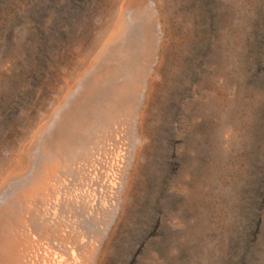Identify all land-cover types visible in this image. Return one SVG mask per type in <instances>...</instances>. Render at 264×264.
<instances>
[{"label":"rangeland","instance_id":"374dc122","mask_svg":"<svg viewBox=\"0 0 264 264\" xmlns=\"http://www.w3.org/2000/svg\"><path fill=\"white\" fill-rule=\"evenodd\" d=\"M118 150L95 264H264V0H0V205Z\"/></svg>","mask_w":264,"mask_h":264},{"label":"bare ground","instance_id":"6f19581e","mask_svg":"<svg viewBox=\"0 0 264 264\" xmlns=\"http://www.w3.org/2000/svg\"><path fill=\"white\" fill-rule=\"evenodd\" d=\"M81 110L82 109H80V111ZM76 118L77 117H75L74 119ZM115 120H117V118ZM113 122L114 121H112V123ZM117 124L115 123V125ZM118 129L119 128H117V130ZM107 132H110V131L107 130L106 133ZM62 133H64V131ZM91 133L92 132L90 131V134ZM94 136H95V133H94ZM110 138L112 139V137H109L106 139L110 140ZM92 140L93 138L91 139V141ZM99 141L101 142L103 141V139ZM83 145L84 144H82V146ZM103 147L105 148V146ZM85 148L86 147H84V150ZM91 148H92V145H91ZM68 151L70 150H67V152ZM72 154H73V150H72ZM100 155L101 154H99V156ZM122 157H123V154L121 150L116 151L113 163L110 161V163L107 164L109 168L106 167L107 170L104 173L98 174L97 171H95L97 169L94 168L93 169L94 171L91 173V175L82 177L81 179L79 178L81 182L80 183L81 187L75 188L76 186L75 187L73 186L74 188L71 189L70 192L66 189V192L64 190L63 193L58 187L59 186L67 187L68 185L67 179L56 174L55 171L52 170L53 168L51 169V167H48L46 171H44L42 174H39L36 177H33L31 179L32 182L30 183V186H26L25 188L19 189L16 192L13 199L8 198L6 203H4L3 205L1 204L0 205V264H95L96 261H98L95 255L99 254L101 247H102L101 246L102 241L99 242L98 240L93 239V236H90L89 232L85 228L82 227L81 216L79 214V210H80V213L85 212L88 218L89 217L91 218L93 215H96L99 213L103 214L102 211H104L105 208H107L108 205L111 203L112 198L115 193V188L118 185V178H117V175L115 174L114 169H116L115 167H117V165L120 164ZM66 158L64 157V159ZM78 161L79 160H76V162ZM80 161L81 163L83 162L82 160ZM80 165L83 166V164H80ZM6 182H7L6 177H0V187ZM67 191L69 193H67ZM13 209H15L16 213ZM109 242H112V240ZM111 245L112 244L110 243V246ZM110 246H109V249H110Z\"/></svg>","mask_w":264,"mask_h":264}]
</instances>
